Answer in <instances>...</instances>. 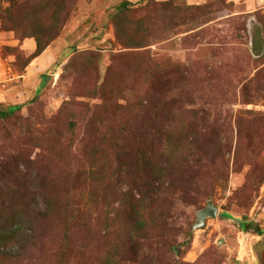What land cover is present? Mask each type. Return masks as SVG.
I'll use <instances>...</instances> for the list:
<instances>
[{
  "label": "rangeland",
  "instance_id": "374dc122",
  "mask_svg": "<svg viewBox=\"0 0 264 264\" xmlns=\"http://www.w3.org/2000/svg\"><path fill=\"white\" fill-rule=\"evenodd\" d=\"M0 62V264H264V0H0Z\"/></svg>",
  "mask_w": 264,
  "mask_h": 264
},
{
  "label": "crops",
  "instance_id": "0c3cea01",
  "mask_svg": "<svg viewBox=\"0 0 264 264\" xmlns=\"http://www.w3.org/2000/svg\"><path fill=\"white\" fill-rule=\"evenodd\" d=\"M207 0H187V3L189 5H200V4H203V3H206ZM29 47H34L32 46V42L29 41ZM40 61V60H39ZM39 61H37L39 63ZM3 66L4 64L0 62V74L2 73V71H4L3 69ZM42 69H45V63H39V65H37L35 62H32L28 67H26V73L22 76L20 75H13V77L10 79L11 81H15L16 79L19 81V83H23L24 85H26L28 82H32L33 80H35L36 78H42V80H44L45 77V74H43L44 70ZM40 70L42 72H40ZM41 73V74H40ZM17 77V78H16ZM8 80V74L6 72V81ZM40 82H42L40 80ZM46 83V82H45ZM43 83H41L42 85ZM38 90H39V87H38ZM1 92H2V96H3V99L6 101L7 99L11 98V99H15V100H18L19 99V103H23V101L25 99H29L31 98V95L29 96L26 95V93H29V91H24V90H20V92H11V93H7L4 89H1ZM38 92V91H37ZM0 101H2L0 99Z\"/></svg>",
  "mask_w": 264,
  "mask_h": 264
},
{
  "label": "trees",
  "instance_id": "16d2710c",
  "mask_svg": "<svg viewBox=\"0 0 264 264\" xmlns=\"http://www.w3.org/2000/svg\"><path fill=\"white\" fill-rule=\"evenodd\" d=\"M130 7H131V4L130 3H123L122 5H121V7H120V12L118 13V15L119 14H122V15H124V14H126V13H128V12H130ZM117 15V16H118ZM21 106H13V107H9L8 109H7V111H1V113H0V116H1V118H8V117H11V116H13L15 113H17L18 111H20L21 110ZM228 219H231L230 217H227ZM241 225V224H240ZM7 236H9V233H8V235L5 233L2 237H0V248L1 247H3V246H5V244H6V238H7Z\"/></svg>",
  "mask_w": 264,
  "mask_h": 264
},
{
  "label": "water",
  "instance_id": "95a60500",
  "mask_svg": "<svg viewBox=\"0 0 264 264\" xmlns=\"http://www.w3.org/2000/svg\"><path fill=\"white\" fill-rule=\"evenodd\" d=\"M219 214V208L213 204V202H209L208 207L204 210L197 213V224L195 226L196 229L202 228L206 225L209 219H216Z\"/></svg>",
  "mask_w": 264,
  "mask_h": 264
},
{
  "label": "bare ground",
  "instance_id": "6f19581e",
  "mask_svg": "<svg viewBox=\"0 0 264 264\" xmlns=\"http://www.w3.org/2000/svg\"><path fill=\"white\" fill-rule=\"evenodd\" d=\"M242 242H243V240H242Z\"/></svg>",
  "mask_w": 264,
  "mask_h": 264
}]
</instances>
